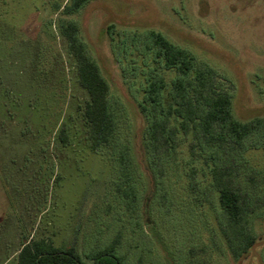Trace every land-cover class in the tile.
<instances>
[{
    "label": "rangeland",
    "instance_id": "rangeland-1",
    "mask_svg": "<svg viewBox=\"0 0 264 264\" xmlns=\"http://www.w3.org/2000/svg\"><path fill=\"white\" fill-rule=\"evenodd\" d=\"M68 2L0 0V264H17L23 237L56 247L75 239L90 264L83 254L116 234L126 264H264V129L241 150L229 141L217 150V163L233 170L248 211L245 226L256 236L240 259L227 253L225 219L212 192L199 185L205 192L199 206L185 181L169 176L163 143L147 162V179L155 183L149 219L141 198L127 212L113 192L111 149L88 147L82 116L88 96L58 30L60 17L77 24L109 86L117 120L113 146L139 152L148 136L138 112L147 81H164L167 106L178 75L156 63L149 31L190 51L195 68L213 70L216 85L231 96L234 119L264 118V0H89L61 16ZM109 25L115 34H107Z\"/></svg>",
    "mask_w": 264,
    "mask_h": 264
},
{
    "label": "trees",
    "instance_id": "trees-1",
    "mask_svg": "<svg viewBox=\"0 0 264 264\" xmlns=\"http://www.w3.org/2000/svg\"><path fill=\"white\" fill-rule=\"evenodd\" d=\"M88 2L69 0L62 6L60 14L71 16ZM54 6L55 11L61 9L60 5ZM58 30L66 40L68 54L75 61L77 83L88 96L82 114L87 126L88 147L94 153L111 149L108 160L113 170V192L125 210L132 212L141 198L143 216L149 217L148 201L154 193L155 183L150 185L147 179L150 172L147 162L163 143L167 146L166 158L171 159L169 176L185 181L187 190L194 195L193 200L199 206L205 203L202 189L212 192L214 203L225 219L222 234L227 253L233 259L247 254L254 246L256 236L245 226L248 211L233 185V170L217 163V150L227 141L241 150L247 137L264 129V118L234 119L231 96L216 85L213 70L195 68V57L190 51L172 43L159 32L149 31L150 49L154 52L156 63L178 74L171 83L174 90L172 101L164 106V81L149 79L138 108L142 131L146 130L147 139L140 141L139 152L133 145L131 148H115L117 120L109 99L108 83L99 66L88 55L87 47L79 37L77 24L60 17ZM106 31L107 34H115V26H107ZM189 76L191 83L186 81ZM61 136L65 141L64 129H61ZM206 148L207 155L203 156ZM261 150L264 151V144ZM200 184H203L202 189ZM142 192L144 194L140 197ZM119 244L120 236L116 234L103 246L86 254L81 253L90 264H126L124 256L118 253ZM79 252L75 239L68 245L56 247L48 239L29 240L23 237L17 252V264H86Z\"/></svg>",
    "mask_w": 264,
    "mask_h": 264
}]
</instances>
